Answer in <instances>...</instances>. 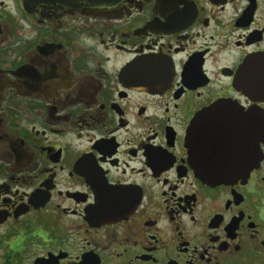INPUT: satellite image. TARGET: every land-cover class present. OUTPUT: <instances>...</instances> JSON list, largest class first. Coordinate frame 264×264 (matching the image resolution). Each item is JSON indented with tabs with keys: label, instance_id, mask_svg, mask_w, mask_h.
I'll use <instances>...</instances> for the list:
<instances>
[{
	"label": "flooded vegetation",
	"instance_id": "1",
	"mask_svg": "<svg viewBox=\"0 0 264 264\" xmlns=\"http://www.w3.org/2000/svg\"><path fill=\"white\" fill-rule=\"evenodd\" d=\"M0 264H264V0H0Z\"/></svg>",
	"mask_w": 264,
	"mask_h": 264
},
{
	"label": "water",
	"instance_id": "2",
	"mask_svg": "<svg viewBox=\"0 0 264 264\" xmlns=\"http://www.w3.org/2000/svg\"><path fill=\"white\" fill-rule=\"evenodd\" d=\"M207 170H208V169H203L204 173H206ZM212 181H214V182H219L220 179H219V178H214V177H212Z\"/></svg>",
	"mask_w": 264,
	"mask_h": 264
}]
</instances>
